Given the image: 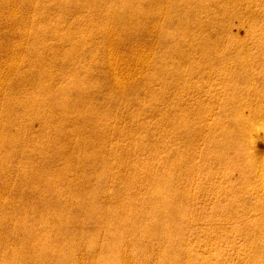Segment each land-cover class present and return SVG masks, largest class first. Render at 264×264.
Returning <instances> with one entry per match:
<instances>
[{
	"label": "rangeland",
	"instance_id": "374dc122",
	"mask_svg": "<svg viewBox=\"0 0 264 264\" xmlns=\"http://www.w3.org/2000/svg\"><path fill=\"white\" fill-rule=\"evenodd\" d=\"M3 1L4 0H0V7L3 5ZM181 2L189 8L194 5L192 0H181ZM225 3L227 6L236 8L243 22L241 25L237 23L233 25L228 24L225 26L224 30L232 36L233 40H240L242 42L245 40V43H243L244 46L242 47L244 56H253L258 50L256 40H247L245 37L247 35V28L253 19L264 27V0H241L234 4L232 0H226ZM107 4L108 6L106 8ZM14 5L19 15L22 14L24 10L28 9L27 12L30 20L36 17L38 20L44 21L51 19V17H54L57 13L59 14L55 8H50L49 12H37L36 8L39 6V2L36 1H33L30 7L20 1L15 2ZM113 5V1L105 3L102 13L107 19L102 20L106 22L105 27L109 28L112 34H114L113 38L115 40H113L116 45L118 44L117 47L120 49L123 58L125 57L124 60H126V62L128 61L130 69L132 68V70L138 74L133 79L134 83L129 87L130 89L136 88L139 92H137L138 99L134 96L127 100V102H121L124 101L123 96L127 92L130 93L127 96H132L133 90L126 89L123 96H112L109 94L108 88L105 87L103 82L100 91L94 93L96 94L95 97L98 99L97 106L100 105V113L108 116L105 139L108 146H118V151L120 153L123 152L132 162L137 163L141 168V173H144L148 165L147 161L149 160L147 157L149 156L142 154L140 157L137 156L138 158L131 159L132 157L130 155L131 151L134 154L139 143L146 142L147 140L150 144L153 143L152 141L160 142L161 146H157V152L160 154L159 156L161 159L166 161L171 156L170 152L165 148L170 143L171 136H161L158 134L159 131H154L155 129L152 130V128L157 125L160 118L159 114H156L157 112L167 115L169 117L168 120L171 119V121L175 120L177 122H182L183 125L179 126V128L182 127L181 136L187 131L193 132V134L197 136L189 161L185 164L184 161L176 164L177 170L180 171L185 168V165L187 167L189 166L190 176L187 182L188 186H185L190 198L187 211V214L191 218L190 222L187 224L189 230H187L184 240L178 243L176 242L175 244L169 242L166 238L149 239L147 237L148 239H146V234H148L149 229L152 228L151 224L154 223L153 218L149 217V215L151 211H154L146 208L149 215L144 212V205L147 204V201L144 200L143 197L146 192L151 190L149 185L151 181H142L135 185L134 189L138 193L137 199L132 205V209L128 210L129 213H134L129 223L134 229L131 233L124 231V238L120 245L115 247L107 231L111 226L107 224L108 221L106 220V216L111 209L109 200L114 193L112 189L105 186L104 190L97 191L93 198L99 207L98 213H96L97 217L79 227L83 232L87 233H91L94 229H97L94 231L93 241L87 242L86 238L84 239L85 234L80 233V240L71 256H59L60 259L57 260L58 256L51 258L50 254L52 252L48 251L45 252V261L56 262V264H64V262L67 264H95V260H99L98 252L107 251L108 249L115 260H119L121 254H125L127 257V264H171L176 258L177 251L180 250L179 247H191L193 253L184 254L180 258L179 264H199L204 261H209V264H264V259H258L259 261L256 259L250 260L247 257L249 252H246L249 248L255 247L256 249H260L262 257H264V242L257 241L251 243L242 233L235 234L239 225L244 223L243 220L254 222L261 217V210L259 207H254L256 201H264V193L261 189L257 188L258 179L256 180L254 177L246 175L241 170L240 164L236 165V163H234L236 166L232 165L231 167H239L229 172L230 167L227 168L225 163L220 161L217 157V153L221 151L220 145L215 144L216 141L205 140L203 137H200L198 133L201 128L204 130L207 128L211 129L210 132L212 134H217L216 136L221 135V133H219L222 130L221 126L229 127L231 130L234 129L232 128L234 125L225 119L227 114L235 115L236 118H243L250 116L253 111H257L258 108H264V82L259 81L255 78V75H253L255 79L252 80V82L255 92H253V94L250 93V98L248 99L244 91L248 85L243 83L242 80H238V82L231 80L228 74V72L234 70L239 72L243 70V68H238V65L233 60V56L236 55L238 51L234 43L230 42L227 37L220 36L217 33L212 37V43L206 50V53L212 54V64H210L206 70L202 68L201 63L204 62V56L198 52L193 58H190V64H186L185 66L186 69L191 70L193 63L194 69L185 75L189 78L191 86L179 85L177 87H170V84L174 81V74L172 73L174 69L172 65L166 69V74H168V76L164 83L162 82L161 76L152 78L151 72L148 71L149 68L154 62L158 61L159 57L166 54V50L162 46V43L157 40V33L165 26V15L163 11L161 9H154L150 12V16H147V19L146 15H138L137 13L127 17V19L122 22L117 18L111 17L115 11L121 13V10H116ZM144 5H148V2L146 1ZM89 9L90 7L87 5L83 10L75 14L71 12L64 14L66 18L65 29H69L67 26L73 23L81 28L79 32H72L71 29L68 30L69 33H72L76 37V41H82L89 31L86 24L79 23L80 21L83 22L85 17L89 16ZM247 9L249 11H246ZM253 10L255 11L253 12ZM205 14L206 12L202 13V15ZM182 15L183 14H181V16ZM142 20L146 21L145 24H143ZM15 23V20L5 18L3 16V11L0 9V45L3 47L0 48V77L2 75L1 78H3H0V91L2 90L0 93V207L3 209L7 208L12 214L15 212H24L28 219H33L34 216L38 215V210L42 208L41 200H49L53 196L51 191H46L47 178L51 176L44 174L40 177V182L37 181L36 183H33L34 181L28 180L26 177H24L26 179H22L18 162L21 159L29 161L31 159L34 161L36 159L38 161L43 159L37 156L32 157L30 146L33 147L35 143L40 146L41 142L36 139H40L41 132L44 127L48 125V122L44 123L42 120V117L46 114H30V117H28L26 115L27 108L25 110L22 109L23 104L19 102V99L26 98L31 93V89L28 84L27 86H22L20 73L27 72L25 79L28 82L30 80L37 81L39 76L34 73V71L30 70L31 65L29 64L46 55L45 48L48 47V45L52 47L53 41L52 39H47L41 42L39 47H35L36 50H33L34 54H32V49L27 50L26 45V43L31 41L30 31L32 25L28 24L24 31H17L15 30ZM193 30L196 33L195 35H199L200 32L198 27ZM213 32L214 30H207V35L211 34L212 36ZM169 35L173 41L177 40L171 32ZM102 36L101 33H98L94 36L95 38L92 42L85 46L81 44L77 49L72 48L71 43L68 41H63L56 46L61 53H74L73 61L76 63L74 67H81L82 65L89 67L91 72H89L88 78L94 83H101L100 76L102 74V69L97 65L100 63V59H102ZM195 41H199V37L195 40L194 38L190 39V42L196 43ZM8 47L11 48L9 49ZM187 47L188 46H185V48ZM134 49L138 51L134 53ZM173 50L174 48L169 52L170 59L166 60L167 63L177 60L175 53L172 52ZM136 53L138 55H136ZM116 54L117 53H115L114 56L118 57ZM140 57L146 59V62L140 63ZM220 60L221 63L218 64ZM12 61L14 63L16 62V70L10 72L8 66ZM138 62L140 63V67ZM219 67L222 68V72L218 70ZM251 67L254 68V71L262 69L257 62L256 64H252ZM204 70L207 73L204 72ZM123 75V77L126 76L125 74ZM66 80L65 77L59 75L55 87L64 85ZM87 81L88 80L84 79V84L79 86L80 88L83 86L87 88L85 89L86 91L81 94L82 100L91 92L90 90H92ZM18 83H21L20 86L22 87L20 89H18ZM129 84L130 83H127L126 85ZM232 85L236 87L235 91H233ZM164 86L168 87L167 96L161 97V90ZM232 92H234L233 96ZM52 97L54 99L56 98L53 95ZM48 98L49 96L45 98V101H48ZM6 100L9 101L7 105L4 104ZM242 102H244L247 108L235 114L234 111L237 110V108L234 109L235 104ZM143 103L149 106L148 109L143 110L144 112H142ZM77 105L81 107V105L85 104L81 101ZM92 105H94V102H92ZM75 111L76 110H74L72 114H74ZM130 112L137 115L140 112L143 113L144 115H141V117L146 119L153 135L143 134L140 139L136 140L133 136L134 131L132 134H127L126 131L132 130V126L135 125V120L129 119L128 115ZM10 113H13V117L10 123H6V117ZM254 122L255 125L248 126L247 130H255L256 133L260 131V133L250 141V154H252L251 157L253 158L264 159V140L260 138L261 133L264 132V113ZM212 125L215 126L213 127ZM254 135L255 133H253V136ZM80 141V136L71 134L67 144L68 148L72 151H76L80 146ZM179 147L183 148V145L179 144ZM214 157H216V160H210ZM84 159L85 158H83V160ZM90 159L91 158H89V160H84V163H87L84 168H81L74 162L68 163V167L62 165L61 170L64 176L67 180L72 182L68 186H66L65 183L59 184V188L63 189L62 207L64 210H70L76 198L79 197L77 186L81 183L83 176H86L83 180V184L92 188L93 191L99 189L98 184L100 183L98 180L101 176H105V178L106 176L110 177V179H107V182H110L109 180L112 179L111 176L116 177L120 172L121 168L119 165L115 164V162H111V164L104 162L102 150L97 152V154L91 160ZM152 163L154 167L158 169L162 166V162L157 161L156 158L152 160ZM59 165H61V162L57 161L54 168H57ZM93 169L95 172H92ZM88 170H91L90 173L85 175ZM242 174L245 175L243 176ZM245 177L248 179L247 181L249 183L255 185L252 186L248 184V186H250V192L248 191L249 194L242 192L244 187L242 180ZM102 185L104 186L105 182ZM30 187H33V189L30 190ZM236 194H238L239 198L237 208L233 210L232 213L234 218L232 219L227 216H225V218L220 217L222 205L226 203L230 205L232 201L229 200L232 199L233 196H236ZM122 197L123 195L121 194L119 199H122ZM25 204H27L26 210L22 208V205ZM148 205H150V203ZM243 206L246 207L243 208ZM217 209L218 211H216ZM236 212L238 214L237 217ZM41 216L43 218H48L52 215H46V212H43ZM13 223L14 219L5 222L0 221V263H2V260H8V258L13 261V264L18 263L20 258L13 254L15 251L29 248L41 242L40 240L24 239L22 230L14 229ZM213 227H215L216 230ZM41 232L44 234L46 230L42 228L36 229L37 234ZM57 246H59V250L62 249L60 243ZM59 250L57 252L53 251L56 252L53 254L61 252ZM46 253L48 254L46 255ZM197 255L203 258H198ZM29 264L31 263L29 262Z\"/></svg>",
	"mask_w": 264,
	"mask_h": 264
},
{
	"label": "bare ground",
	"instance_id": "6f19581e",
	"mask_svg": "<svg viewBox=\"0 0 264 264\" xmlns=\"http://www.w3.org/2000/svg\"><path fill=\"white\" fill-rule=\"evenodd\" d=\"M18 1L26 4L28 7L33 4V1H36L39 2V6L36 8L37 12H49L50 8H55L59 14L57 13L54 17H51V19L44 21H40L36 17H33L32 20H30L27 12L28 9L24 10L20 15L17 14V9L14 4ZM110 1H113V7L116 10H121V13L115 11L111 17L117 18L122 22H124L127 17L137 13L138 15H146L147 19V16H150L152 10L161 9L163 11L165 15V26L157 33V40L162 43V46L166 50V54L159 57L158 61L154 62L149 68L148 71L151 72L152 78L161 76L162 82L164 83L168 76V74H166V69L172 65V68L174 69L172 72L174 74V81L170 84V87H177L179 85L191 86L189 78L185 75L194 69L193 63L191 70L186 69L185 66L186 64H190V58H193L198 52L204 56V62L201 63L202 68L206 70V68L212 64V54L206 53V50L212 43V37L217 33L220 36L227 37L230 42L234 43V46L238 51V53L233 56V60L238 65V68H243V70L241 72L234 70L228 72V74L231 80L236 82L242 80L243 83L248 85L244 90L248 99L250 98L249 94L255 92L252 80L257 78L259 81L264 82V27L258 24L254 19L250 22L245 38L247 40H256L258 50L253 56H244L242 47L244 46L243 43H245V40L244 42L233 40L232 36L224 30L225 26L228 24L233 25L237 23L241 25L243 22V19L237 13L236 8L227 6L225 3L226 0H192L195 7L193 5L191 8L187 5H183L181 0H4L0 9L3 11V16L5 18L16 21L15 30L24 31L28 24L32 25L30 31L31 41L26 43L27 50L32 49V54H34L33 50H36L41 42H44L47 39H52L53 41L52 47H49L48 45L49 48H45L46 55L29 64L31 65L30 70L34 71V73L39 76L37 81L30 80L28 82L25 79L27 72L20 73L22 86H27L28 84L31 89V93L26 98L19 99V102L23 104L22 109L25 110L27 108L26 115L28 117H30V114L36 115L44 113L46 115L42 117V120L44 123L48 122V125L45 126L41 132L40 139H36L41 142L40 146H38L37 143L33 144V147L30 146L32 157L37 156L43 159L41 161H38L37 159L35 161L32 159L30 161L21 159L18 162L21 169V178H27L28 180L34 181L33 183H36L37 181L40 182V177L44 174L51 176L50 178H47L48 180L46 179V191H51L53 196L49 200H41L42 208L38 210V215L34 216L33 219H28L24 212H15L12 214L7 208L3 209L0 207L1 222L14 219V229H21L24 239L27 238V240L32 239L41 241L29 248L18 249L15 251L13 254L20 258L19 262L16 264H29V262L31 264H56V262L45 261V252L51 251V258L58 256L57 260H59V256H71L73 254L74 248L80 240V233L85 234L84 239L86 238L87 242L93 241L94 231L97 229H94L91 233H87L83 232L79 227L97 217L96 213H98L99 207L93 198L97 191L104 190L105 186L112 189L114 193L109 200V206L111 209L106 216L108 222H105L111 226H108L110 229H107V231L115 247H118L124 238V231L131 233L134 229V227L129 224L134 213H129L128 210L132 209V205L137 199L138 193L134 189L135 185L142 181H151L152 184H149L151 190L146 192L143 197L144 200L147 201V204L144 205V212L149 215L146 208L154 211H151L152 213L150 212L149 215V217L153 218L154 223L151 224L152 228L149 227L150 229L148 234H146V239L166 238L169 242L175 244L176 242L178 243L184 240L186 232L189 230L187 224L190 222L191 218L187 214V211L190 204V198L185 187L188 186L187 182L190 176L189 166L187 167L185 165V168L180 171L177 170L176 164L183 161L185 164L189 161L197 136L190 131H187L181 136L182 127L179 128V126H182L183 123L175 120L171 121V119L168 120L169 117L167 115L157 112L156 114H159L160 118L157 125L152 128V130L155 129L154 131H159L158 134L161 136H171L170 143L165 147L168 152H170L171 156L166 161L161 159L159 156L160 154L157 152V146H161L160 142L152 141L153 143L150 144L147 140L146 142L139 143L137 150L134 151V154L131 151L130 155L132 157L131 159L138 158L137 156L140 157L142 154L149 156L147 157L149 160L147 161L148 165L146 166L144 173H141V168L137 163L132 162L123 152L120 153L118 151V146H108L105 139L108 116L100 113V105L97 106L98 99L95 97L96 94L94 93L100 91L104 82L110 95L123 96L126 89H130L129 86L134 83V77L138 75L132 70V68L130 69L128 61L126 62V60H124L125 57L123 58L120 49L117 47L118 44L116 45L114 41V34H112L109 28L105 27L106 22L104 20H106L107 17L103 15L102 11L104 10L103 6L105 3ZM146 1L148 2V5L145 6L144 4ZM239 1L241 0H232V3L234 4ZM87 5L90 7L89 16L85 17L83 22L80 21L79 23L86 24L89 31L82 41H76V37L72 33H69L68 30L71 29L72 32H79L81 28L73 23L70 24V26H67L69 29H65L66 18L64 14L69 12L75 14L76 12L83 10ZM107 6L108 4L106 5V8ZM246 11L249 10L247 9ZM254 11L255 10H253V12ZM203 12H206V14L202 15ZM181 14L184 16L182 15V17ZM142 21L143 24H145L146 21ZM196 27H198L200 32L199 35H195L196 33L193 30ZM207 30H214L212 36L211 34L207 35ZM170 32L177 40L173 41L171 39L169 35ZM98 33L103 35V39L101 40L102 59H100V63L97 65L102 69V74L100 76L101 83H94L88 78V74L91 72L89 67L86 65L74 67L76 65L75 61H73L74 53H61L56 46L63 41H68L71 43L72 48L77 49L81 44L85 46L92 42L95 38L94 36ZM197 37H199V41H195L196 43L190 42L191 38H194L195 40ZM185 46L188 47L185 48ZM0 48L3 47L0 45ZM8 48L10 49L11 47ZM172 48H174L172 52L175 53L177 60L175 62L171 61V63H167L166 60L170 59L169 52ZM136 51L134 49V53ZM115 53H117L116 55H118V57L114 56ZM136 55L138 54L136 53ZM144 62H146V59L140 57V63ZM256 62L262 67V69L254 71V68H252L251 65L256 64ZM140 63L138 62L139 67ZM219 63H221V60L218 64ZM11 64L8 67L10 69L9 71L13 72L16 70V62L14 63L12 61ZM205 70L204 72H206ZM218 70L220 72L223 71L221 67H219ZM123 74H125L128 79L126 76L123 77ZM59 75L65 77L67 80L64 85L55 87ZM253 75H255V78ZM84 79L88 80L87 83L93 91L90 90L91 92L82 100L81 94L85 92V89L87 88L84 86L80 88L79 86L84 84ZM21 83H18V89L22 87L20 86ZM127 83L130 84L126 85ZM231 87L233 91H235L236 87L234 85ZM167 89L168 87L164 86L161 90V97L167 96ZM130 90H133V95L127 96L130 94L127 92L123 96L124 101L121 102H127V100L134 96L137 98V92L139 91H137L136 88ZM52 95L56 98L54 99ZM233 95L234 92H232V96ZM47 96H49V100L45 101ZM81 101H83L85 105L78 107L77 104ZM92 102H94V105H92ZM8 103L9 101L6 100L4 104L7 105ZM142 106V112L149 107L144 103ZM236 108L237 110L234 111L235 114L240 110L244 111L247 107L244 102H242L235 104L234 109ZM74 110L76 111L72 114ZM262 113H264L263 107L258 108L257 111H253L250 116L243 118H236L235 115L227 114L225 119L234 125V127H232L234 128L232 129L234 131L229 127H222L220 125L222 130L219 132L221 133V135H218L219 137L216 136L217 134H212L210 132L211 129L207 128L206 130L201 128L198 133L199 136L203 137L205 140L216 141L215 144L220 145L221 151L217 153V157L220 161L225 163L227 168L230 167L229 172L240 166L241 170L246 175L254 177L256 180L258 179L257 188L261 189L264 193V159L251 157L252 154H250L249 147L251 139L256 135L258 136L260 131L259 133H256L255 130H247L248 126L255 125L254 121L257 120ZM141 115L144 114L140 112L137 115L130 112L128 115L129 119L131 118L132 120H135V125L132 126V130L126 131V133L132 134L134 131L133 136L136 140L140 139L143 134L153 135L146 119L141 117ZM12 117L13 113L8 114L6 117V123H10ZM253 133H255L254 136ZM71 134L81 137L80 146L76 151H72L67 145ZM263 134L264 132L261 133L260 138L264 140ZM179 144H182L183 148H180ZM100 150L103 151L104 162L108 164L115 162V164L120 166L121 169L118 176H111L112 179L109 180L110 182H107V179H110V177L106 176L105 178V176H101L102 178L100 177L98 180L100 183L98 184L99 189L93 191L92 188L83 184V180L86 177L83 176L81 183L77 186L79 197L76 198V201L73 204V207H70V210H64L62 207L63 189L59 188V184L65 183V185L68 186L72 182L67 180L64 176L61 170L62 165L68 167V163L74 162L81 168H84V166L87 165V163H84V160H89V158L92 159ZM83 158L85 159L83 160ZM155 158L157 161L162 162V166L159 169L155 168L152 163V160ZM205 158L207 157L205 156ZM210 160H216V157ZM57 161H60L61 165L54 168ZM234 163L240 165L235 167L236 165ZM232 165L235 166L231 167ZM88 171H86L85 175L89 174L91 170ZM92 172H95V170L93 169ZM245 174L242 175L244 176ZM247 180L246 177L242 180L244 186L242 192L249 194L250 186H248V184H252ZM104 182L105 185L103 186L102 184ZM31 189H33V187H30V190ZM121 194L123 197L122 199H119ZM238 198L239 196L236 194V196H233V198L229 200L232 201L230 205L227 203L222 205L220 217L225 218V216H227L232 219L234 218L232 213L233 210H236L237 208ZM149 203L150 205H148ZM244 207L246 206H243V208ZM254 207H259L261 210V217L254 222L243 220L244 223L239 225L235 234L242 233L251 243L257 241L264 242V201H256ZM22 208L26 210L27 204L22 205ZM216 211H218V209ZM43 212H46V215L51 214L52 216L43 218L41 216ZM212 215L216 216L215 214ZM237 216L238 214L236 212V217ZM38 228H42L43 230H46V232L44 234H42V232L37 234L36 229ZM59 243L62 245V249L60 250L59 246H57ZM179 248L180 250L177 251L176 255L177 259L175 258L176 261L174 260L171 264H179L180 258L184 254L193 253L191 247ZM58 250L61 252L53 254ZM246 252H249L247 257L250 260L256 259L259 261L258 259H264L260 249H256L255 247L249 248ZM98 253L99 260H95V264H127V257L125 254H121L120 259L115 260L108 249L107 251H99ZM47 254L48 253H46V255ZM197 257L203 258L199 255H197ZM1 262L2 263L0 264H13V261L9 258L8 260L5 259ZM209 263V261H204L199 264ZM64 264L67 263L64 262Z\"/></svg>",
	"mask_w": 264,
	"mask_h": 264
}]
</instances>
